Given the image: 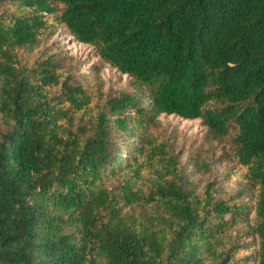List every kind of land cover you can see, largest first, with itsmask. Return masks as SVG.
Wrapping results in <instances>:
<instances>
[{
  "label": "trees",
  "instance_id": "obj_1",
  "mask_svg": "<svg viewBox=\"0 0 264 264\" xmlns=\"http://www.w3.org/2000/svg\"><path fill=\"white\" fill-rule=\"evenodd\" d=\"M54 24L134 87L105 98L85 138L71 128L91 102L81 82L61 80L52 57H15ZM161 115L200 119L212 140L233 133L252 203L210 202L211 183L203 199L184 189L177 159L146 134ZM0 122V264H264V0H0ZM154 157L147 193L133 177L107 185ZM249 212L241 243L231 232Z\"/></svg>",
  "mask_w": 264,
  "mask_h": 264
},
{
  "label": "rangeland",
  "instance_id": "obj_2",
  "mask_svg": "<svg viewBox=\"0 0 264 264\" xmlns=\"http://www.w3.org/2000/svg\"><path fill=\"white\" fill-rule=\"evenodd\" d=\"M49 22L53 21L50 17ZM55 30L53 35L51 31ZM95 49L75 41L60 25L54 24L40 37L39 44L34 48H23L15 51V57L21 65L34 66L46 57H52L61 62L62 79L65 75L81 82L89 94L91 102L88 108L74 115L72 130L77 126L85 127L83 138L91 135L97 122L99 113H106L105 98L119 92H132V80L119 73L95 54ZM50 95H58L59 87H52ZM0 122V129L2 128ZM146 134L156 145L162 144L177 159L183 179L186 181L184 189H190L198 199H203L208 184L210 202L214 200H228L230 202L252 203L249 191L241 175L243 168L238 166L233 156L231 139L233 133L220 141L212 140L200 119L185 120L174 115H161L149 127ZM117 149L128 154L129 144L121 137L115 139ZM194 161V162H193ZM125 164V163H124ZM160 167L157 158L141 160L138 178L130 173H120L112 176L107 185L116 187L124 177H133L137 188L147 193L156 179V170ZM245 192V196H242ZM125 212L135 216L149 217L162 212L159 206H128ZM253 214L248 213L244 221L238 223L231 232L241 243L251 241L249 238L250 223ZM228 218V216H226Z\"/></svg>",
  "mask_w": 264,
  "mask_h": 264
}]
</instances>
